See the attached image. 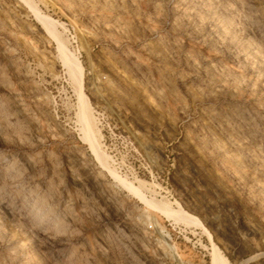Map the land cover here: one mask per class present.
I'll list each match as a JSON object with an SVG mask.
<instances>
[{
	"label": "rangeland",
	"instance_id": "obj_1",
	"mask_svg": "<svg viewBox=\"0 0 264 264\" xmlns=\"http://www.w3.org/2000/svg\"><path fill=\"white\" fill-rule=\"evenodd\" d=\"M206 230L264 264V0H0V264H211Z\"/></svg>",
	"mask_w": 264,
	"mask_h": 264
},
{
	"label": "bare ground",
	"instance_id": "obj_2",
	"mask_svg": "<svg viewBox=\"0 0 264 264\" xmlns=\"http://www.w3.org/2000/svg\"><path fill=\"white\" fill-rule=\"evenodd\" d=\"M37 18L39 21L43 22V24L49 29V26H48V23H46V19H44L42 16H40L38 13H37ZM48 22V21H47ZM50 30V29H49ZM51 31V30H50ZM53 32V31H51ZM58 48L61 52V57L63 58V60L65 62H67L68 64H66L68 67H72L74 66V64H76L75 62V59H73L71 57V55L65 50L64 46L59 42L58 43ZM85 115L83 114L82 117H84ZM82 122H83V126L85 127L86 126V123H85V119L82 118ZM81 122V123H82ZM89 135V134H88ZM92 140V139H91ZM93 145V144H92ZM96 149V148H95ZM99 154V153H98ZM104 155V154H103ZM99 156V155H98ZM103 157V156H102ZM100 158V157H99ZM105 159V158H104ZM106 160V159H105ZM177 203V202H176ZM177 207L179 209H182L181 208V205L179 203H177ZM176 211V210H175ZM208 239L210 240L211 242V264H229V261L228 259L222 254V252L218 249V247L212 242V235L211 233H209L207 230L205 231Z\"/></svg>",
	"mask_w": 264,
	"mask_h": 264
}]
</instances>
